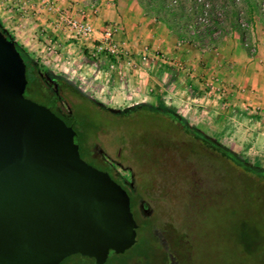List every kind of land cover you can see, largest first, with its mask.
<instances>
[{"label":"rangeland","instance_id":"rangeland-1","mask_svg":"<svg viewBox=\"0 0 264 264\" xmlns=\"http://www.w3.org/2000/svg\"><path fill=\"white\" fill-rule=\"evenodd\" d=\"M9 1L11 0H0L4 5H12L11 9L16 17L8 13L12 16L9 18L11 24L16 19L27 20L30 28L35 27L30 34H33L32 37H28V40H31L35 46L41 45L45 51H51L53 58L47 56L43 59L40 57L39 50L36 52L35 48H30L27 51L37 61L40 69H48L63 75L75 83L83 93L114 110H123L126 106L141 101L163 104L184 117L190 125L198 127L241 154L247 161L264 167V127L263 129L254 125L251 127L248 121L239 122L238 129L233 126V123L231 126L228 125L237 115L246 120L248 114H253L263 121L264 107L249 104V88L242 84L241 87L229 81H223L222 79L228 76H221L210 68L209 63L205 62L207 58L199 59L198 68L196 65H188L191 64L189 62L185 64L182 60L183 47L189 46L187 47L189 49L190 46H194L195 51L201 53L200 57H210L211 51L218 48V42L220 46L231 43L229 34L232 30V18L231 16L226 18L222 11V6L226 5L230 13L231 0H195L196 5L202 7V13L196 18V23L200 27L205 23L207 27L216 31L213 37L222 35L218 32L219 29L214 27V23L208 26L211 10L216 15L215 20H219L224 30L228 32L217 38L215 46L210 45L207 39L192 41L178 39L170 34L175 40L174 55H181L180 58L177 59L175 58L177 56H170L165 52L154 53L156 61L175 69L178 72L176 77H182V80L186 79L190 84L188 86L180 81L181 92L185 95L183 94V98H178L180 94L176 95V101L155 98L154 89L150 90L147 86L144 90H148L149 94H146L144 98H112L108 93L109 69L98 72L101 70L100 67L90 66L89 69H83V73L75 74L72 65L69 66L66 59L56 63L53 60L56 57L54 52L56 49L51 48L54 44L51 39L52 34L47 33L48 36H45L42 44L36 36L38 27L35 25L40 21L38 16L43 14L36 13L30 5L24 7V4L19 3L18 0ZM36 1L40 4V0ZM239 1L235 9L237 17H240L243 40H240L236 32L233 42L238 44L240 40V45L251 58H254L256 35L264 40V0H258L259 13H254L252 16H249L245 2ZM187 6H189L188 3ZM11 24H8V28ZM145 48L147 52L144 53ZM149 49L150 46L146 44L135 52L140 59L130 60V66L133 68L136 65L135 67L138 68V62L147 63L151 54ZM261 50L264 52L263 49ZM142 53L145 55L142 56ZM63 54L76 59L75 52L70 53L72 55ZM224 69L223 73L229 68L227 66ZM96 76L98 78L94 80ZM95 83L104 88V91H100ZM24 94L26 98L38 104L43 102L41 97H32L29 91ZM60 94L66 105L76 114V130L84 128L82 123L88 126L84 129L88 130L86 142L92 150L95 149L98 158L101 159V164L97 167L111 173L118 170V174L121 172L126 177L125 172H129L133 178L134 188L143 196L141 200L146 206L145 213H142L139 208V198L132 212L135 221L140 224L136 244L133 246L134 253L136 256L141 255V259L131 264L141 263L146 245L152 240L151 232H149L151 227L166 234L171 244L169 249L164 242L163 244L158 240L152 242L154 256L159 262H166L169 251L173 249L183 255V261L187 264H221L232 250L233 254L238 252L235 237L241 230L243 231L244 225L251 233L264 237V184L253 185L248 179L223 173L217 166L208 164V160L206 161L202 156L200 150L202 147L188 137L183 128L172 127V118L168 114L142 109L117 115L98 108L88 101L81 102V99L71 90L62 88ZM257 123L260 124L258 120ZM257 137H259L258 140ZM82 157L85 162L89 161L86 156ZM166 226L167 229L162 230V227ZM159 234L161 235V232ZM80 261L83 264L81 259ZM74 263L78 264V259L75 257L70 259V264ZM142 263L144 264V261ZM250 263L259 264L255 261Z\"/></svg>","mask_w":264,"mask_h":264},{"label":"water","instance_id":"water-1","mask_svg":"<svg viewBox=\"0 0 264 264\" xmlns=\"http://www.w3.org/2000/svg\"><path fill=\"white\" fill-rule=\"evenodd\" d=\"M26 84L15 41L0 30V264H61L75 255L105 264L136 244L130 197L81 158L76 132L26 98Z\"/></svg>","mask_w":264,"mask_h":264},{"label":"crops","instance_id":"crops-1","mask_svg":"<svg viewBox=\"0 0 264 264\" xmlns=\"http://www.w3.org/2000/svg\"><path fill=\"white\" fill-rule=\"evenodd\" d=\"M52 1L58 8L69 9L76 18L83 16L95 31L91 42L83 43L72 39L63 27H56V14L48 12L44 6L37 4L36 0H18L19 3L24 4V7L30 5L32 10H35L36 13L40 12L43 14L38 16L40 19L38 24H34L38 27L36 29V36L40 41L39 43L42 44V40L45 41V36H48L47 33L52 34L51 39L54 44H52L51 48L54 50L56 49V51H54L56 57L53 59L56 63L63 62V60L66 59L68 65H72L73 73L75 74L83 73V69H89L90 66L93 68L100 67L99 69L101 70H98V72L109 69L110 77L108 83L110 85H108V93L112 98H144L147 96L146 94H149L148 90H144L146 86L147 88L149 87L150 90L154 89L156 93L155 98L157 99L160 97V99L164 98L176 101V95L179 94L178 98H183V94L185 95V93L181 92L182 85L180 81L187 85L186 79L184 81L181 79L182 77L177 78L176 75L178 72L175 69L170 68L167 64H161L156 61L154 57V53L156 52H165L170 56H177L175 57L177 59L180 58L181 55H174L175 40L172 39L170 31H168L164 25L158 23L153 16L144 12L136 0ZM9 2H12V0ZM13 2H16V0ZM11 6L12 5H4L0 2V21L4 29H6L14 37L15 42L22 45L26 51L30 48H35L36 52L39 50L38 52L41 54L40 57L42 59L47 56L53 58L51 51H45L44 47L41 45L37 44L35 46L31 40H28V37H32L33 34H30L34 31L35 27L30 28L27 20L20 21L16 19L15 22L11 24L9 18H12V16L8 15V13L12 14L14 18L16 17ZM20 8H22V6ZM16 10L19 12L18 9ZM8 24H11L10 28H8ZM112 25L117 29L116 33L113 35V40L126 52V56L116 62L114 69L109 68L111 64L110 58L103 55L93 57L92 54V46L97 44L103 30ZM10 30H13V32H10ZM235 34L236 32H232L231 30L229 34L231 43H224V45L222 44V46H220L218 42V48L211 51L210 57H200L201 53L195 51L196 47L194 46H190L189 49L187 48L189 46L183 47L182 50L184 55L182 60L185 64L189 62L191 64L188 65H196L197 67V63L200 61L199 59L202 60V58H207L205 62L209 63L210 68L214 69L218 74H221V76H228V78L222 79L223 81H229L241 87L245 85L249 88V104L264 107V52L261 50H264V40L256 35V53L254 58H251L240 45V40L238 44L235 43V41L233 42V40H235ZM146 44L150 46L149 50L151 52L148 62L141 64L138 62V65L141 67L138 66V68H136V65H134L132 68L129 61H137L140 59L139 56L135 55V52L142 49ZM85 50H88L89 57L86 56ZM74 52L76 54V59H71L66 54H63ZM259 55H261V57ZM227 66L229 69L223 73V70H225L224 67ZM97 78L98 76H96L94 80ZM95 84L100 91H104V88L100 87L98 83ZM186 85H184L185 88H187ZM189 85L190 84H188V86ZM242 118L243 117L237 115L234 119H231L232 122L228 125L231 126L233 123V126L238 129L237 125H240L239 122L248 121V125L251 127L253 125L254 127L260 126V129L264 127V120L262 121L253 114H248L246 120ZM257 120L260 124L257 123ZM258 139L259 137H257V140ZM257 146L258 145L255 143V147Z\"/></svg>","mask_w":264,"mask_h":264},{"label":"trees","instance_id":"trees-1","mask_svg":"<svg viewBox=\"0 0 264 264\" xmlns=\"http://www.w3.org/2000/svg\"><path fill=\"white\" fill-rule=\"evenodd\" d=\"M139 4V6L144 10V12L152 15L154 19L165 26V28L170 31V33L175 36L178 39H186V40H192V41H205L208 40V43L210 45H214L216 43V40L219 36L225 35L228 32L224 30L222 27V23L219 22V20L216 19V15L211 10L209 11V24L214 23V27L219 29L218 32H220L222 35H219L218 37H213V35L216 33V31H213V29H210L207 27V25L204 23L202 27H200L196 22L197 16L202 13V7L197 6L195 0H136ZM189 6H187V3ZM230 4V13L229 9L226 5L222 6V11L225 13V17L228 18L231 16V28L235 32H238L240 40H243V33L241 32V22L240 17H237V11L236 7L240 3L239 0H231ZM245 2V5L247 7V11L249 16H252L254 13H259V4L258 0H243ZM195 5L197 7H195ZM206 17V16H205ZM207 18V17H206ZM251 18V17H250ZM213 19V20H212ZM201 25V24H200ZM203 28V29H202ZM0 30L9 38H12L14 40V37L6 30L1 24L0 21ZM219 33V34H220ZM15 41V40H14ZM16 48L19 51L21 57L23 58L25 64H26V88L25 92L29 91L32 97H41L43 99V95L46 97L44 101H48V93L49 89L45 87V84L43 78H40L41 70L40 67L37 65V61L33 59V57L25 50V48L22 45H19L17 42H15ZM86 56H88V50H85ZM89 57V56H88ZM111 60V58H110ZM47 89V91L45 90ZM73 91V90H71ZM24 92V93H25ZM73 93H75L73 91ZM76 94V93H75ZM78 94V93H77ZM77 94L75 96H77ZM26 97V95L24 94ZM81 102L88 101L87 98L80 97ZM42 103V102H40ZM94 106L102 109H106L108 107H105L101 104H94L90 102ZM149 106H142L136 110H127V109H120V113L123 114L125 112H136L142 109H145L149 112H158V113H164L168 114L172 120V127H181L186 132V135L190 137L193 141H195L197 144L200 145V150L202 151V156L207 161L208 164H213L214 166H217L218 169H220L223 173L228 174H235L236 176H241L244 179L250 180L253 185H261L264 184V167H261L259 165H255L249 161H247L241 154L234 151L232 148L227 147L220 141H218L216 138L209 136L207 133L199 129L198 127H195L193 125H190L188 121L179 115L177 112H175L173 109L163 105V104H153L149 103ZM73 112V119L74 121L67 123V125H70L73 127V130L76 132L79 140V153L81 158L83 159V155L88 158L89 163H94L92 159V153L93 150L90 147V145L87 144L86 138L88 136V130H84L88 128L86 124L82 123L83 129L77 131L76 125H77V117L74 113V110L72 108L69 109ZM86 126V127H85ZM87 131V132H86ZM182 135V134H180ZM183 136V135H182ZM199 153V149L197 150ZM210 167V166H209ZM234 172V173H233ZM248 175V177H247ZM133 178L131 179V185H132V191L127 192L129 197L131 198V211L133 212L135 203L137 202V198L140 199V201H143V196L134 188ZM119 184V182H117ZM124 188V186H122ZM142 213V209H140ZM146 222V221H145ZM137 223V222H136ZM137 230L139 229L138 224ZM243 231L241 230L235 237L237 241L238 246V252L233 254V250L228 255V258L226 260L221 261V264H251L250 261L259 262V264L262 262L264 264V237L259 236V234H255L254 232H250L248 230V227L244 225ZM166 227H162V230H166ZM161 232V235L159 232ZM151 237L152 240L149 241L146 245L145 255L144 259L142 258L141 263L144 261V264H173L171 260L168 258L166 262L164 261H156V258L154 256V249L152 242L158 240L160 242H164V244L171 249L170 247V241L166 237V234H162L161 230H157L156 228H150ZM137 233V231H136ZM169 254L173 255L175 262L177 264H187L184 263V257L183 255L178 253L177 250L169 251ZM77 258L78 264H82V262L79 259L78 255L71 256L67 259H65L61 264H70L71 258ZM140 256H136L134 253V247L129 249L128 251H125L122 254L115 255L113 253L109 254V257L105 264H131L132 262H135L136 260H140ZM77 264V263H74Z\"/></svg>","mask_w":264,"mask_h":264},{"label":"flooded vegetation","instance_id":"flooded-vegetation-1","mask_svg":"<svg viewBox=\"0 0 264 264\" xmlns=\"http://www.w3.org/2000/svg\"><path fill=\"white\" fill-rule=\"evenodd\" d=\"M40 70L42 73V74H40V78H43V80L46 81V82H44L45 87L47 89H49V93L47 96L48 101H44L46 97L43 95L44 100L40 104L50 106V110L57 117H59L62 121H64V123L66 125H67V123L74 121V119H73V112L69 110L70 107L66 105V102L64 101L63 96L60 94V90L62 88L67 89V90H73L76 94L78 93L77 96L87 98L90 102H92L94 104H101L96 100H92L91 97L88 96L87 94L83 93V91L78 86H76L75 83H73L72 81H70L69 79L64 77L63 75L53 73L51 70H48V69H43V70L40 69ZM101 105H103V104H101ZM106 110L108 112L114 113L112 111L114 109L106 108ZM116 113H120V112H116ZM67 126H70V125H67ZM91 157H92L93 161L95 162V164L89 163L86 161L88 164L92 165L93 167H95L99 170L107 172L116 182H119V184L121 186H124V189L128 193L132 191V185H131L132 176L129 172H125V174H127V177H126V176L122 175L121 172H120V174H118V170H115V172L111 173L107 170H103V169H100L99 167H97V165L100 166L101 159L98 158L97 153L95 152V149L93 150ZM130 203H131V198H130ZM139 208L142 209V211L145 213L146 206L144 205V203L142 201L139 202ZM168 258L171 260V262L173 264H177L175 262L173 255L169 254Z\"/></svg>","mask_w":264,"mask_h":264},{"label":"built area","instance_id":"built-area-1","mask_svg":"<svg viewBox=\"0 0 264 264\" xmlns=\"http://www.w3.org/2000/svg\"><path fill=\"white\" fill-rule=\"evenodd\" d=\"M40 4L44 6L47 11L56 14V27H63L72 39L83 43L91 42L95 31L83 16L78 18L74 17L69 9L58 8L52 0H40ZM116 31V27L113 26L105 28L97 44L92 46L93 57L103 55L111 58L110 69H114L116 62L126 56V52L123 51V48L113 40V35ZM145 51L146 48L144 49V53ZM144 53H142V56L145 55ZM142 59L144 60L145 58L143 57Z\"/></svg>","mask_w":264,"mask_h":264}]
</instances>
